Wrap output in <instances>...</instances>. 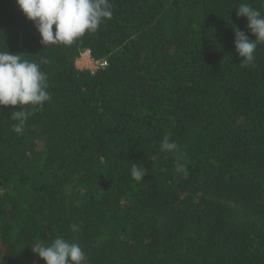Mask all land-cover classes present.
<instances>
[{
  "label": "trees",
  "instance_id": "trees-1",
  "mask_svg": "<svg viewBox=\"0 0 264 264\" xmlns=\"http://www.w3.org/2000/svg\"><path fill=\"white\" fill-rule=\"evenodd\" d=\"M110 3L95 33L45 47L0 0V51L40 64L51 97L22 134L0 106V264L57 237L84 264H264V44L241 66L234 29L256 39L237 8L264 0ZM86 51L107 67L78 69Z\"/></svg>",
  "mask_w": 264,
  "mask_h": 264
},
{
  "label": "clouds",
  "instance_id": "clouds-1",
  "mask_svg": "<svg viewBox=\"0 0 264 264\" xmlns=\"http://www.w3.org/2000/svg\"><path fill=\"white\" fill-rule=\"evenodd\" d=\"M25 16L34 22L41 36V44L71 46L86 33H95L105 20L113 16L110 0H16ZM237 15L246 17L248 28L256 39L235 26V47L242 57L241 66L254 64V53L258 44H264V14L247 3L237 8ZM55 26V30H54ZM41 63H47L42 60ZM47 89V76L41 71L40 64L24 59L19 54L0 51V106H18L12 112V118L19 123L13 130L22 134L29 111L25 106L43 107L50 100ZM177 149L175 141L165 136L160 145L162 152L172 153ZM178 171H185L184 165ZM148 174L146 168L133 163L131 176L137 182H143ZM71 229L79 231L77 224ZM33 251L46 264H84L86 255L78 243L63 237L55 238L50 244L37 242Z\"/></svg>",
  "mask_w": 264,
  "mask_h": 264
},
{
  "label": "rangeland",
  "instance_id": "rangeland-1",
  "mask_svg": "<svg viewBox=\"0 0 264 264\" xmlns=\"http://www.w3.org/2000/svg\"><path fill=\"white\" fill-rule=\"evenodd\" d=\"M76 66L80 70H90L97 71L101 67L96 60H93L92 56L86 52L81 53V55L77 58ZM31 264H43V262L39 259V256L36 254L33 256Z\"/></svg>",
  "mask_w": 264,
  "mask_h": 264
},
{
  "label": "built area",
  "instance_id": "built-area-1",
  "mask_svg": "<svg viewBox=\"0 0 264 264\" xmlns=\"http://www.w3.org/2000/svg\"><path fill=\"white\" fill-rule=\"evenodd\" d=\"M87 52V51H86ZM91 54V53H90ZM92 56V55H91ZM92 58H93V60H96L98 63H99V65H100V69H102V68H106L107 67V65H108V62H107V60L105 59V58H102V59H96V58H94L93 56H92ZM93 72V71H92Z\"/></svg>",
  "mask_w": 264,
  "mask_h": 264
},
{
  "label": "crops",
  "instance_id": "crops-1",
  "mask_svg": "<svg viewBox=\"0 0 264 264\" xmlns=\"http://www.w3.org/2000/svg\"><path fill=\"white\" fill-rule=\"evenodd\" d=\"M88 53L90 54V51H87V52H86V54H88ZM90 55H91V54H90Z\"/></svg>",
  "mask_w": 264,
  "mask_h": 264
}]
</instances>
